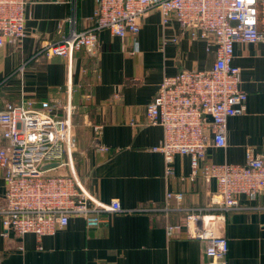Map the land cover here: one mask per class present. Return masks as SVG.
<instances>
[{
  "label": "crops",
  "instance_id": "crops-1",
  "mask_svg": "<svg viewBox=\"0 0 264 264\" xmlns=\"http://www.w3.org/2000/svg\"><path fill=\"white\" fill-rule=\"evenodd\" d=\"M26 36L0 47V109L23 98L40 101L65 97L74 87L76 170L86 188L99 200L118 199L133 211L105 212L108 222L88 227L84 218L40 238L29 232L3 233L0 227V264H219L205 254L206 243L187 235L182 210L165 213L167 191L183 193V207L208 206L218 198L217 185L203 177L205 163H242L247 147L264 149V43H235L234 63L240 67V88L247 100L242 114L227 122L226 146H211L201 159L197 176L188 155H176L169 177L162 153L153 151L163 137L160 125L146 122V107L165 75L182 69L206 70L215 60L214 48L183 29L177 19L162 21L151 9L141 20L136 37H120L108 29L98 33L96 53L82 48L71 59L39 55L22 73L17 67L49 42L92 23L95 0H26ZM68 19H73L72 23ZM174 39H176L174 41ZM87 96L90 97L87 100ZM101 126L97 133L95 126ZM0 126V146L5 143ZM98 145L108 147L100 151ZM5 181L0 170V201ZM171 204L176 205L175 198ZM239 209L224 213L218 231L227 237V264H264V190L240 195Z\"/></svg>",
  "mask_w": 264,
  "mask_h": 264
},
{
  "label": "built area",
  "instance_id": "built-area-1",
  "mask_svg": "<svg viewBox=\"0 0 264 264\" xmlns=\"http://www.w3.org/2000/svg\"><path fill=\"white\" fill-rule=\"evenodd\" d=\"M92 23L83 30L72 28L59 40L42 45L14 71L22 73L39 55L64 56L89 48L96 53L98 33L110 30L120 37H136L143 15L157 9L162 21L175 17L183 29L214 48L215 60L206 70L182 69L165 75L146 107V122L163 128L161 141L152 147L162 153L169 177L176 155H188L197 176L201 159L211 146H226L228 119L242 114L247 94L240 88V67L234 63L235 43H264V0H95ZM26 0H0V47L17 45L26 36ZM72 23L73 19H68ZM176 39H174L175 41ZM74 87L71 79L65 97L40 101L23 98L0 109V126L5 143L0 146V170L5 181L0 201L3 233L32 232L52 235L69 223L70 217L84 218L88 227L108 222L105 212L133 211L118 199L99 200L85 186L75 166L77 146L74 129ZM90 97L87 96V100ZM101 126H95L98 133ZM100 151L108 147L97 146ZM205 180L214 179L218 198L204 207H183L181 191H167L165 213L182 210V224H169L168 232L184 228L187 235L206 243L211 263L227 264L229 241L218 231L224 213L239 209L240 195L256 196L264 190V149L247 147L242 163L207 162ZM175 198L176 205L171 204Z\"/></svg>",
  "mask_w": 264,
  "mask_h": 264
},
{
  "label": "rangeland",
  "instance_id": "rangeland-1",
  "mask_svg": "<svg viewBox=\"0 0 264 264\" xmlns=\"http://www.w3.org/2000/svg\"><path fill=\"white\" fill-rule=\"evenodd\" d=\"M74 160H75V152H74ZM75 166H76V162H75Z\"/></svg>",
  "mask_w": 264,
  "mask_h": 264
}]
</instances>
